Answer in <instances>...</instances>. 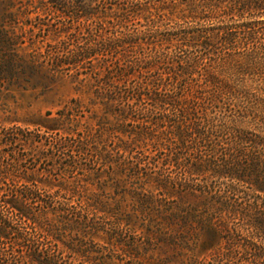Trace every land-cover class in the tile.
Segmentation results:
<instances>
[{
    "label": "rangeland",
    "instance_id": "374dc122",
    "mask_svg": "<svg viewBox=\"0 0 264 264\" xmlns=\"http://www.w3.org/2000/svg\"><path fill=\"white\" fill-rule=\"evenodd\" d=\"M85 1L93 7L70 5L61 11L46 0H0V122L34 129L65 110L70 118L57 122L60 134H83L61 149L49 148L45 139L26 145L27 159L16 173L20 183L33 173L42 192H59L56 209L49 211L55 226L44 237L49 248L41 262L47 257L54 264L209 261L225 250L226 234L222 225L212 224L216 214L200 187L207 181L224 193L225 183L211 174L187 173L185 165L198 155L191 148L181 150L174 107L167 103L163 109L139 89L147 80L164 78L167 65L159 63V68L152 59L163 61L170 53L179 60L172 65L178 74L170 80L178 91L173 98L200 87L213 92L207 75L242 44L220 40L205 49L193 40H174L180 43L170 46L163 37L191 25L235 31L237 24L264 18V0H130L131 12L121 18L114 13L121 12L124 0H113L112 8ZM101 21L111 45L98 35ZM89 34L94 54L76 62L77 45L86 46ZM119 66L125 68L122 74ZM106 67L114 85L108 83ZM259 71L226 69L231 92L219 94L214 111L225 114L233 133L264 136V73ZM120 89L126 100L112 98ZM187 139L190 145L192 137ZM175 151L183 159L179 163Z\"/></svg>",
    "mask_w": 264,
    "mask_h": 264
},
{
    "label": "trees",
    "instance_id": "16d2710c",
    "mask_svg": "<svg viewBox=\"0 0 264 264\" xmlns=\"http://www.w3.org/2000/svg\"><path fill=\"white\" fill-rule=\"evenodd\" d=\"M46 1L61 11L70 5L77 10L93 7L85 0ZM92 1H95L97 6L109 3V8L114 4L113 0ZM129 2L130 0H124L119 8L121 12L114 13V17L121 18L130 14L128 12H131L132 7ZM235 27L237 30L233 31L232 28L225 26L212 28L191 25L169 30L163 37L170 46L180 43H173L174 40H193L205 49H209L220 40L229 41L235 47L242 44V50L236 48L233 53L221 57L219 61L221 68L207 75V84L213 88V92L200 87L201 89H197L196 92L201 91L202 95H196L191 89V93L185 94L181 91L178 98H173L178 91L170 80L178 79V74L172 65L174 61L179 60L170 53H165L163 61L152 59L158 66L159 63L167 65L163 71L166 74L164 78L147 80L143 85L144 89H139L145 90L150 98L159 100L163 109H167L165 106L167 103L174 107L173 125L177 131L175 134L182 143L181 150L191 148L192 153L198 155L185 165L187 173L211 174L221 181L220 183H225L224 193H219L216 186L207 181L200 187V195L208 200V205L216 214L213 216L212 224L222 225L226 234L225 250L200 264H264V136L252 137L244 133H233L229 128L230 122L224 119L225 114L214 111L219 94L231 92L229 78L225 73L228 67H246L264 73V18L243 22ZM215 29L218 31H214ZM103 30L105 29L101 21L97 27L98 35L101 36L103 44L111 45L113 40H109L107 36L103 37ZM89 35L86 46L77 45L78 52L73 54L79 56L76 62L90 58L94 54L92 53L95 50L94 45L90 43L92 35ZM57 60L61 61L59 57ZM119 68L122 74L125 68L122 66ZM106 69L108 80H111L112 70L109 67ZM108 83L114 85L112 80ZM118 85L115 84L117 88ZM114 96L112 98L116 100H126L128 97L121 89ZM168 98H173V102ZM261 110L263 116L260 124L264 133V100ZM57 113L60 118L67 116L69 119L68 114L71 112L68 111L66 115L65 110H60ZM166 114L169 117L171 112ZM46 115H51V112L47 111ZM60 118L44 119L34 129L18 125L6 127L0 122V264H29L30 260L37 264H54L50 257L41 262V253L49 248L44 237L54 229L55 224L49 218V211L56 209L55 197L59 192L54 191L51 194L42 192L33 173L22 177L24 181L20 183L16 173L22 167L23 159H27V154L23 153L26 145L33 147L35 142L45 139L50 143L49 148L53 146L61 149L65 146L71 147L76 139L83 137L81 131H76L75 134L71 132L60 134L57 123ZM50 133L58 136L54 137ZM188 136L192 137L190 145L186 143ZM179 154L180 151H175L178 163L183 160ZM2 157L4 160L1 162ZM241 184L245 185V190L240 188ZM240 192H243V195H238ZM37 207L39 211H35ZM57 216L60 215L55 214L56 218H51L61 222ZM61 216L65 220L66 217Z\"/></svg>",
    "mask_w": 264,
    "mask_h": 264
}]
</instances>
